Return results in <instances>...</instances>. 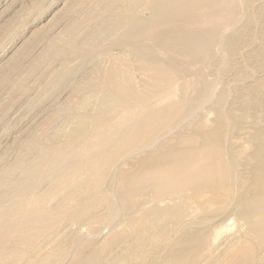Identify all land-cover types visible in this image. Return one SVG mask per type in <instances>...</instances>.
I'll use <instances>...</instances> for the list:
<instances>
[{"label":"bare ground","instance_id":"obj_1","mask_svg":"<svg viewBox=\"0 0 264 264\" xmlns=\"http://www.w3.org/2000/svg\"><path fill=\"white\" fill-rule=\"evenodd\" d=\"M102 1L106 22L98 25L97 32H102L91 42L98 43L107 34H113L131 56L128 59L109 57L110 68L105 73L97 64L87 74L76 88L86 96L83 101L70 104L67 123L59 130V135L53 141L39 139L35 143L43 153L39 160L29 164L18 160L13 168L1 171L8 179L7 184L14 187L15 196L8 198L7 204H0V261L7 258L1 252L10 242L16 249L28 251L26 264L50 261V256L40 257L35 251L42 247L37 234L52 230L57 211L64 210V201H59L57 208L44 211L51 204L50 199L72 194L79 198L95 192L96 188L106 185L103 178L115 161L117 166H130L129 170L121 172L123 208L127 215H140L138 220L128 222L137 232L126 241L123 251L115 254L118 261L146 264L151 259L154 264L157 257L148 251L159 248L165 241L173 247L164 255V264L188 261L191 264H264V103L258 110V89L251 84L260 77L252 75L231 83L234 86L239 82L250 92L247 97L238 94L231 97L234 100L230 105L238 109L227 112L221 110L226 107H217L216 99L215 103L207 105L210 81L202 87L187 85L189 94L182 96L185 87L173 80L181 75L176 56L197 58L209 49L214 34L209 31L212 28L207 27L210 21L206 17L210 12L217 13L221 2ZM194 16L197 21L201 17L199 23L204 22L206 28H193L197 22ZM119 28L124 30L123 35L118 36L121 30L114 32ZM57 42L50 43V53L55 48L56 52L76 49L70 48L68 41H65L66 47L57 48ZM132 64L139 66L138 72L144 78L137 86L130 79ZM216 90L215 86L216 93L209 95L217 96L221 90ZM231 92L233 94L232 89ZM175 94L180 98L176 99ZM131 102L142 105L136 107ZM118 104L123 108L116 111ZM203 107L213 116L199 111L200 115L184 126L193 113ZM113 117L120 119L118 126L107 125ZM100 122L106 125L99 126ZM90 130H94L93 133L86 134ZM15 167L25 169L24 181L26 177L31 179L27 186L14 183ZM36 167H49L54 174L48 176L42 172L32 176V168ZM41 180H47L49 188L37 192ZM72 183L78 184L79 189L72 192L69 186ZM231 218L242 224L239 233L205 258L203 252L219 238L222 224ZM162 247L168 249L165 245Z\"/></svg>","mask_w":264,"mask_h":264},{"label":"rangeland","instance_id":"obj_2","mask_svg":"<svg viewBox=\"0 0 264 264\" xmlns=\"http://www.w3.org/2000/svg\"><path fill=\"white\" fill-rule=\"evenodd\" d=\"M219 1L221 6L218 8V12H210L206 17V20L210 21V25L207 27L212 28L209 31H213L214 34L209 49L199 54L197 58L176 56L175 60L179 64L177 67L181 75L173 79L174 83L177 85L182 84L185 87V92L181 94L184 96L187 92V85L202 87L210 81L209 88H207V100L209 99L207 105L212 104L216 99L217 107H226V109L221 110L227 112L230 109H238V106L230 105L236 94L246 95L247 97L250 92V89L248 92L244 85H239V82L234 86L231 83L258 74L260 80L256 82V79H254L251 84L257 86L256 104L258 110H260V105L264 103V96L262 97L264 95V42L262 43L264 41V0ZM104 10L105 3L102 0H0V204H7L8 198L15 196L14 187L7 184L8 179L1 171L8 169L7 167L12 166L13 168L17 165L18 160L27 164L39 160L43 153L40 151V146L35 143L39 139L53 141L59 135V130L67 123L68 111L71 108L70 104L81 102L86 96L85 92H78L76 88L85 80L89 72L99 64L102 73H105L110 68L109 57L115 59L130 58V53L124 46H121L122 42L112 36L113 34H107L100 42L92 43L102 32H97L98 27L106 22H104L103 14L106 13ZM216 14H219V17L215 16ZM196 17L194 16V21H197ZM200 18L192 25L193 28H206L204 22L199 23ZM116 31H120L118 36L124 34L122 28L114 31L117 34ZM52 41H58L57 48L66 47L68 41L69 47L76 49L73 52L68 49L56 52L55 48L53 53H50L48 48ZM250 57L253 58L250 59ZM230 65L231 67H229ZM132 67L129 72L131 82L135 86L140 85L144 78L138 72L139 66L132 64ZM209 72L211 73L210 76L208 75ZM212 72L217 73L216 78ZM262 73L263 77L261 76ZM215 84H218V86ZM222 84L224 85L222 86ZM215 86L217 90L220 89L221 91L219 93L216 90L218 92L217 96L211 97L215 92ZM218 87L220 88L218 89ZM187 94H189V91ZM174 97L176 99L180 98L176 94ZM131 104L136 107L142 105L137 102H131ZM119 106L120 108H118ZM122 108L118 104L115 110ZM204 108L206 109V107H203L193 113L190 117L191 120L189 119L184 126L197 118L200 115L199 111L205 113V115L213 116L212 112L204 111ZM113 114H117V112ZM116 116L118 117V115ZM120 122L119 118L113 117L107 125L118 126ZM100 123L99 126L104 124L103 122ZM93 131L90 130L86 134L90 135ZM84 136L87 135L84 134ZM24 150L25 152H23ZM102 162V164H105L104 160ZM116 166L117 162L115 161L110 164L109 171L103 178L106 185L96 188L95 192L86 193L85 196L79 198L77 194H72L69 196L57 195L54 199H50L51 204L46 206L44 211L49 210V208H57L59 201H64V210L62 213L57 211L56 215L58 216L54 219L52 230L41 233L42 235L37 234V237L40 235L37 239L42 242V247L37 248L35 251L40 253V257L50 256L48 264L135 263L134 261H127V263L123 260L121 262V260L118 261V258H115L137 232L128 225V222L140 218V215L134 213H128L127 215L123 208L124 199H121L120 196L121 172L124 169L125 171L129 170L130 166ZM24 171L25 169L20 167L13 169L12 178L15 181L14 183L18 182L27 186L31 182L29 177H26L24 181ZM42 172L48 176L54 174V170L49 167L43 169L36 167L32 168L31 175L36 176L38 173L42 174ZM38 185L37 192L49 188L47 180L39 181ZM69 186L72 192L79 189V185L75 183ZM7 195L10 196L7 197ZM75 198L77 200H74ZM85 202H88V204H84ZM233 219L231 218L222 224L219 238L203 252L205 258L208 257L210 252L215 251L216 253L239 233L238 230L242 224ZM123 238H125L124 241H122ZM60 242H63L64 246ZM6 244L7 247L2 249L1 254H4L3 257L7 258L0 262L2 264H26L28 251L21 248L16 249L13 242ZM163 245L168 249L164 250ZM162 246L148 251L149 253L153 252L154 257H157L154 264H162L163 257L165 258L173 247V245L166 244L165 241L162 242ZM75 256L77 258H74ZM20 259H22L21 262ZM147 263L152 264V260L150 259ZM186 264H191V262L188 261Z\"/></svg>","mask_w":264,"mask_h":264}]
</instances>
